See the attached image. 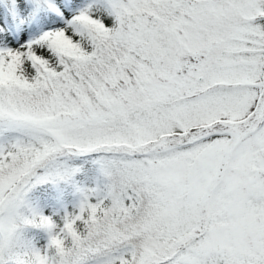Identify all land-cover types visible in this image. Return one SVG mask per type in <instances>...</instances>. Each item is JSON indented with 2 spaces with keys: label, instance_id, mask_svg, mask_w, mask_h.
Wrapping results in <instances>:
<instances>
[{
  "label": "snow or ice",
  "instance_id": "snow-or-ice-1",
  "mask_svg": "<svg viewBox=\"0 0 264 264\" xmlns=\"http://www.w3.org/2000/svg\"><path fill=\"white\" fill-rule=\"evenodd\" d=\"M0 264H264V0H0Z\"/></svg>",
  "mask_w": 264,
  "mask_h": 264
},
{
  "label": "trees",
  "instance_id": "trees-1",
  "mask_svg": "<svg viewBox=\"0 0 264 264\" xmlns=\"http://www.w3.org/2000/svg\"><path fill=\"white\" fill-rule=\"evenodd\" d=\"M86 167H91V165H86ZM35 195L41 200H47L50 202H54V198L59 195V193L54 188H41L39 189ZM68 203V210H72V198L70 196L66 197Z\"/></svg>",
  "mask_w": 264,
  "mask_h": 264
}]
</instances>
